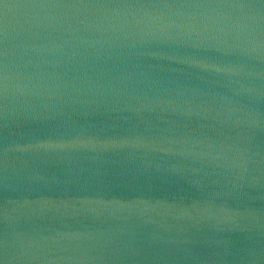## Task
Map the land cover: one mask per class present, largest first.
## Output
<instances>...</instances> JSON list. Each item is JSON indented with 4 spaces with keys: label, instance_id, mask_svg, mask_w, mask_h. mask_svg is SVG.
I'll list each match as a JSON object with an SVG mask.
<instances>
[{
    "label": "water",
    "instance_id": "1",
    "mask_svg": "<svg viewBox=\"0 0 264 264\" xmlns=\"http://www.w3.org/2000/svg\"><path fill=\"white\" fill-rule=\"evenodd\" d=\"M0 264H264V0H0Z\"/></svg>",
    "mask_w": 264,
    "mask_h": 264
}]
</instances>
